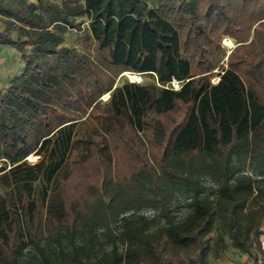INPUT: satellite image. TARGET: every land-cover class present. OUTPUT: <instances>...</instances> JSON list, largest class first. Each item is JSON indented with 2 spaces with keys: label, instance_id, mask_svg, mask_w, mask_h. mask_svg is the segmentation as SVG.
I'll use <instances>...</instances> for the list:
<instances>
[{
  "label": "trees",
  "instance_id": "obj_1",
  "mask_svg": "<svg viewBox=\"0 0 264 264\" xmlns=\"http://www.w3.org/2000/svg\"><path fill=\"white\" fill-rule=\"evenodd\" d=\"M78 14L116 77H154L106 84L104 104L82 95L88 126L58 106L71 96L66 60L92 67L75 49L56 46L57 32L79 27ZM0 18V45L23 63L22 76L0 92V264H163L161 241L207 264L210 251L217 258L225 249L202 240L215 208L232 215L236 249L250 254L252 225L260 249L264 0H0ZM224 36L236 43L228 56ZM44 56L64 69L63 82L37 63ZM81 143L85 154L71 162ZM30 155L38 160L27 162ZM68 162L70 175L60 179ZM40 179L53 184L54 200L46 190L34 197ZM102 243L109 249L97 256Z\"/></svg>",
  "mask_w": 264,
  "mask_h": 264
},
{
  "label": "rangeland",
  "instance_id": "obj_2",
  "mask_svg": "<svg viewBox=\"0 0 264 264\" xmlns=\"http://www.w3.org/2000/svg\"><path fill=\"white\" fill-rule=\"evenodd\" d=\"M55 2L60 3L62 0H53ZM150 7H153V4H150ZM75 24L79 25V27L73 28H64L62 31L57 32L56 36L58 37V42L56 44L58 47H65L75 49L79 55L83 56L88 62L92 64L91 68H86L81 65H77L76 63L66 60V68H68V75H70V79L73 84H66V88H68L69 93L71 94L70 97L64 99L61 102H58V106L64 108V110L68 112H75L78 111L81 119L78 121L79 123L82 122L88 126L91 122L89 119H86L84 114L81 110L86 109L85 101L82 97L84 94H88V91L92 92V98H95L101 104L106 103L107 100L103 99V95L101 92L102 89L106 84H112L113 87L121 86L126 82H132L128 78L126 74H120L116 77L115 71L112 68L103 64L98 58V53L96 52V47L92 39L89 37L88 33V25L89 20L86 15L78 14L74 17ZM4 28L3 20L0 18V32ZM12 38H16L17 33L16 31L11 33ZM226 38L230 41L231 47L226 48L222 45L221 46L226 50V55L228 56L229 53L236 47V43L232 38L229 37H222L221 41ZM27 52L30 51V47H27ZM52 56H44L43 58H37V63L42 64L44 70L49 73H54L57 80L59 82H63V73L64 69L58 64L55 63V66L50 67L53 65L52 63ZM227 57L223 60V65L226 66ZM218 70L213 72L211 81L215 83L217 81L216 73ZM23 74V63L20 59L19 53L8 46L0 45V92H3L4 89L9 84L10 80L16 76L21 77ZM142 82L136 83L139 85H146L148 83L153 82L154 77L152 75L146 74L141 75ZM28 87L32 88L33 90H38L37 85L31 80H26L24 82ZM135 83V82H134ZM75 87V89H73ZM109 96V95H108ZM80 108V109H79ZM92 123V122H91ZM95 127L101 131V127L95 123ZM87 145L86 144H79L78 151L75 152L71 158V162L77 161L82 155L86 152ZM32 158L29 159L28 157L27 162L35 163L38 160V157L35 155H31ZM34 156V157H33ZM1 164V162H0ZM69 167L70 163H65L60 172V179L69 174ZM250 167H248V170ZM203 185L205 187H212V182L209 179L203 180ZM34 188V197H40L44 190L47 191V199L48 201L54 200L56 192L53 188V184L46 185L42 179L38 180L36 183L33 184ZM1 195V193H0ZM173 208L175 209V214L177 216H181L185 212V207L183 206V199L181 197H176L173 201ZM146 216H151V211L143 212ZM231 214L225 211H222L218 208L214 209V213L211 217V229L209 233L202 237V240L209 249H211L214 244L221 241V245L225 246L224 250L219 252V255L226 256L228 252L239 253L242 252L236 249L233 246V241L231 239V231H230V221H231ZM240 225L239 227L241 230H246L244 227V220L241 216H239ZM249 235L247 238V243L250 246L249 251L250 253L256 254L257 248L255 245V226L252 225L248 229ZM259 231L261 234L258 236V241L264 243V221L261 222ZM157 251L162 259L163 264H192L195 260V253L191 251H183L180 249L172 248L166 245L163 241L157 244ZM109 249L106 243H102L96 251V255L99 256L102 252H105ZM207 262H211L216 258L213 257L211 251L207 256ZM29 261L34 262V259H28Z\"/></svg>",
  "mask_w": 264,
  "mask_h": 264
},
{
  "label": "crops",
  "instance_id": "obj_3",
  "mask_svg": "<svg viewBox=\"0 0 264 264\" xmlns=\"http://www.w3.org/2000/svg\"><path fill=\"white\" fill-rule=\"evenodd\" d=\"M250 254L228 252L226 256L221 257L219 255L215 260L207 262V264H264V243H261L260 249H257L256 254Z\"/></svg>",
  "mask_w": 264,
  "mask_h": 264
},
{
  "label": "bare ground",
  "instance_id": "obj_4",
  "mask_svg": "<svg viewBox=\"0 0 264 264\" xmlns=\"http://www.w3.org/2000/svg\"><path fill=\"white\" fill-rule=\"evenodd\" d=\"M124 74H126L128 76V78L130 79V81L135 82V83H141L142 82V77L140 74H134V73H129V72H125ZM103 99L107 100L108 99V93L103 95ZM34 157V156H33ZM29 159L32 158V156H28Z\"/></svg>",
  "mask_w": 264,
  "mask_h": 264
},
{
  "label": "built area",
  "instance_id": "obj_5",
  "mask_svg": "<svg viewBox=\"0 0 264 264\" xmlns=\"http://www.w3.org/2000/svg\"><path fill=\"white\" fill-rule=\"evenodd\" d=\"M222 45L226 48H230L231 47V43L229 40H227L226 38H224L222 41ZM171 86L174 88V89H177L178 88V83L175 82V81H172L171 83Z\"/></svg>",
  "mask_w": 264,
  "mask_h": 264
},
{
  "label": "water",
  "instance_id": "obj_6",
  "mask_svg": "<svg viewBox=\"0 0 264 264\" xmlns=\"http://www.w3.org/2000/svg\"><path fill=\"white\" fill-rule=\"evenodd\" d=\"M109 95V94H108ZM109 97V96H108Z\"/></svg>",
  "mask_w": 264,
  "mask_h": 264
}]
</instances>
